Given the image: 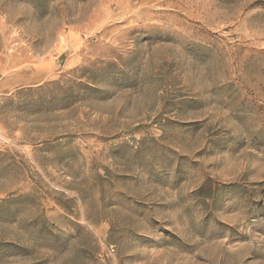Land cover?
<instances>
[{
	"label": "rangeland",
	"instance_id": "obj_1",
	"mask_svg": "<svg viewBox=\"0 0 264 264\" xmlns=\"http://www.w3.org/2000/svg\"><path fill=\"white\" fill-rule=\"evenodd\" d=\"M0 264H264V0H0Z\"/></svg>",
	"mask_w": 264,
	"mask_h": 264
}]
</instances>
